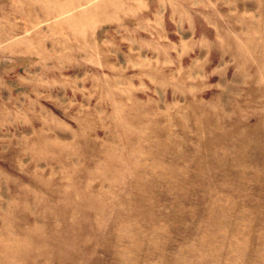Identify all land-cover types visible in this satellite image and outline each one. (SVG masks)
<instances>
[{
  "label": "rangeland",
  "instance_id": "1",
  "mask_svg": "<svg viewBox=\"0 0 264 264\" xmlns=\"http://www.w3.org/2000/svg\"><path fill=\"white\" fill-rule=\"evenodd\" d=\"M0 264H264V0H0Z\"/></svg>",
  "mask_w": 264,
  "mask_h": 264
}]
</instances>
